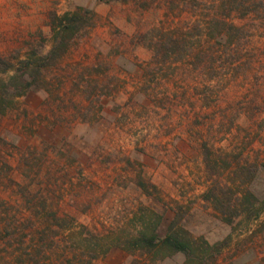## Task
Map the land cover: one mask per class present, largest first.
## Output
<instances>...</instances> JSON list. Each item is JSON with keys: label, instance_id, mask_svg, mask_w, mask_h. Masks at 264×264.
I'll list each match as a JSON object with an SVG mask.
<instances>
[{"label": "rangeland", "instance_id": "obj_1", "mask_svg": "<svg viewBox=\"0 0 264 264\" xmlns=\"http://www.w3.org/2000/svg\"><path fill=\"white\" fill-rule=\"evenodd\" d=\"M0 58V264H264V0H0Z\"/></svg>", "mask_w": 264, "mask_h": 264}, {"label": "trees", "instance_id": "obj_2", "mask_svg": "<svg viewBox=\"0 0 264 264\" xmlns=\"http://www.w3.org/2000/svg\"><path fill=\"white\" fill-rule=\"evenodd\" d=\"M84 11L85 13L89 14L90 11L87 10H80ZM75 13H67L62 17H56L53 21V31H54V46L52 50L49 52L48 55L40 58L38 62L32 61H23L21 62L24 66L25 70L31 69L30 74L28 75V79L24 82V84L18 88L17 95L22 96L27 93L29 90L37 87V83H39V76L43 75L44 70L48 69L53 65V63L58 60L63 54L68 50L67 42L69 39H73L79 32L80 23L82 22V15L81 12ZM5 66V69H9L11 67L10 64L4 59L0 58V67ZM145 185V184H141ZM146 187V186H145ZM213 196V195H211ZM208 196L207 198L211 197ZM215 202L218 203L217 207H223V201L215 196ZM223 213H226V210H222ZM54 218H57L54 215ZM136 247L139 248H148V249H156V248H166L173 253H182L184 254L189 263H192L196 260L200 259V254L196 249V244L186 238H182L172 230L169 234H166L164 237H158L157 235L147 236L142 235L139 239L135 241ZM219 245L217 246H207V251H212L218 249Z\"/></svg>", "mask_w": 264, "mask_h": 264}]
</instances>
